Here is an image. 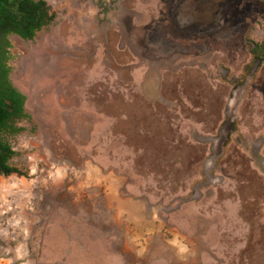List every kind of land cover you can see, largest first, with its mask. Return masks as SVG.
Wrapping results in <instances>:
<instances>
[{
  "label": "rangeland",
  "instance_id": "obj_1",
  "mask_svg": "<svg viewBox=\"0 0 264 264\" xmlns=\"http://www.w3.org/2000/svg\"><path fill=\"white\" fill-rule=\"evenodd\" d=\"M47 2L0 177L35 264H264V0Z\"/></svg>",
  "mask_w": 264,
  "mask_h": 264
},
{
  "label": "trees",
  "instance_id": "obj_2",
  "mask_svg": "<svg viewBox=\"0 0 264 264\" xmlns=\"http://www.w3.org/2000/svg\"><path fill=\"white\" fill-rule=\"evenodd\" d=\"M57 14L45 0H0V173L10 174L15 169L10 165L16 156L11 138L19 136L25 129L21 121H31L26 112L27 98L13 86L8 36L16 34L25 41L49 27ZM252 54L259 59L264 54V40L255 43Z\"/></svg>",
  "mask_w": 264,
  "mask_h": 264
},
{
  "label": "flooded vegetation",
  "instance_id": "obj_3",
  "mask_svg": "<svg viewBox=\"0 0 264 264\" xmlns=\"http://www.w3.org/2000/svg\"><path fill=\"white\" fill-rule=\"evenodd\" d=\"M45 1L47 2V0H45ZM52 9L54 10V12L57 14V17H58V13L56 12V10L53 7H52ZM11 35H15V36L20 37L19 35H16V34H11ZM20 38L22 40H24L22 37H20ZM33 40H29V41H33ZM13 86L16 89H18L14 84H13ZM19 91L24 96H26L21 90H19ZM26 98H27V96H26ZM26 105H27V101H26ZM26 112L28 113L27 109H26ZM24 121H26V120H24ZM21 122H23V121H21ZM21 122L19 123V125L21 127H23L21 125ZM26 122H32V116H31V121H26ZM12 160H11L10 165L15 169V171L10 173V174L0 173V177H9L13 174L23 175L22 172L18 168L14 167L12 165ZM103 186H105V183ZM1 202H3V200L0 198V208L3 210L4 207L1 205ZM10 212H13V211H8V210L7 211H0V264H35V262L38 259H37L36 255H35V257L32 256V251L34 250V248H33L34 245L32 243H33V239H35L36 237H33V235H31V234L27 235V237H26V233L20 227L21 222L19 220L17 221L16 216H13V217H12V215L8 216L10 214ZM115 230H116V227H115ZM36 245H38V244H36ZM24 247L28 248L27 250L29 253L24 254L21 251V250L24 251Z\"/></svg>",
  "mask_w": 264,
  "mask_h": 264
}]
</instances>
